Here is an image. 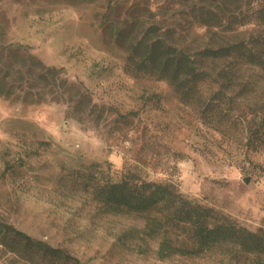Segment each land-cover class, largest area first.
Returning <instances> with one entry per match:
<instances>
[{
    "label": "rangeland",
    "instance_id": "rangeland-1",
    "mask_svg": "<svg viewBox=\"0 0 264 264\" xmlns=\"http://www.w3.org/2000/svg\"><path fill=\"white\" fill-rule=\"evenodd\" d=\"M109 1L0 0V76L11 62L18 85L0 93V215L90 264H258L229 245L162 257L164 239L190 244L171 230L150 232L143 215L106 211L76 181L80 166L98 162L108 176L170 182L240 225L264 228V75L247 71L256 87H229L227 114L204 116L166 80L132 70L115 30L163 22L187 41L223 42L190 27L188 11L207 1L120 0L108 10ZM28 54L61 68L53 87L37 77L19 87ZM0 264L31 263L0 246Z\"/></svg>",
    "mask_w": 264,
    "mask_h": 264
},
{
    "label": "trees",
    "instance_id": "trees-1",
    "mask_svg": "<svg viewBox=\"0 0 264 264\" xmlns=\"http://www.w3.org/2000/svg\"><path fill=\"white\" fill-rule=\"evenodd\" d=\"M206 1L194 4L188 11L190 27L196 22L206 32L227 36L223 42L187 41L176 26L163 22L148 27L140 24V30L134 24L119 25L115 40L127 52V65L132 70L166 80L183 102L199 105L204 116L208 110L217 108V115L221 117L227 114L220 107L227 95L226 89L256 87L257 81L247 71L257 68L264 75V5H252L248 0ZM119 2L110 0L108 10H113ZM23 47L12 45V50L20 52ZM13 69V63H2L1 70L6 73L0 76V93L7 96L18 87L9 79ZM16 71L24 79L19 87H28L29 78L34 77L46 79V85L53 87L52 75L61 68L47 66L37 56L28 54ZM206 86L218 88L205 95L203 87ZM255 140L249 138L250 143ZM76 181L106 211L143 215L150 232L171 230L190 244L185 250L176 249L164 239L160 245L162 257L169 251L172 253V249L197 253L229 245L251 255L258 264L264 263V228L253 230L240 225L214 207L186 196L173 183L142 179L134 173L115 178L100 169L98 162L80 166ZM0 246L31 264H90L1 215Z\"/></svg>",
    "mask_w": 264,
    "mask_h": 264
}]
</instances>
